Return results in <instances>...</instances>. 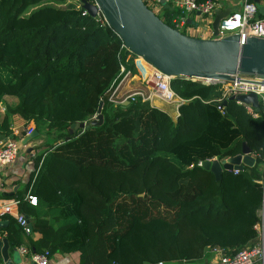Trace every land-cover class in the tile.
I'll use <instances>...</instances> for the list:
<instances>
[{
	"label": "trees",
	"instance_id": "obj_1",
	"mask_svg": "<svg viewBox=\"0 0 264 264\" xmlns=\"http://www.w3.org/2000/svg\"><path fill=\"white\" fill-rule=\"evenodd\" d=\"M180 15L164 8L159 17L175 28ZM137 58L83 0H0V137L17 140L19 116L49 138L15 198L32 233L0 218L11 248L26 238L34 254L77 252L79 264H168L200 260L208 249L234 256L260 237L263 107L251 113L219 101L224 83L181 78L171 82L186 101L176 122L140 96L116 104L114 91L126 72H138ZM101 103L102 126L69 132L93 120ZM243 144L255 164L238 174L224 170L217 181L201 165L236 157ZM33 233L42 238L34 242Z\"/></svg>",
	"mask_w": 264,
	"mask_h": 264
},
{
	"label": "water",
	"instance_id": "obj_2",
	"mask_svg": "<svg viewBox=\"0 0 264 264\" xmlns=\"http://www.w3.org/2000/svg\"><path fill=\"white\" fill-rule=\"evenodd\" d=\"M83 3L88 15L94 18L103 16L107 25L121 39L124 48L133 56L142 58L169 77L203 83L233 82L236 75L264 80V39L249 38L244 44H240L238 35L216 38L220 23L230 15V9L216 11L211 25L213 36L203 39L168 26L143 0H94L93 3L83 0ZM165 9L173 10V7L165 5ZM259 9L264 15V8L259 6ZM188 24H192L191 19ZM128 73L124 74L116 89ZM230 99L250 105L257 111L261 110L259 99L254 93L232 96ZM128 103L126 101L123 104ZM102 106L103 103L93 120L73 124L69 132L82 134L91 127L102 126ZM38 136L39 133L35 131L26 137L23 145ZM254 164L252 151L243 144L242 153L236 157L229 158L224 163L218 160L206 161L202 166L211 171L219 181L224 170L243 171L245 166ZM262 212L264 229V208ZM5 224L7 222L0 221V226ZM0 247L7 264H13L8 260L9 244L6 239L0 241Z\"/></svg>",
	"mask_w": 264,
	"mask_h": 264
},
{
	"label": "built area",
	"instance_id": "obj_3",
	"mask_svg": "<svg viewBox=\"0 0 264 264\" xmlns=\"http://www.w3.org/2000/svg\"><path fill=\"white\" fill-rule=\"evenodd\" d=\"M237 1L233 3L238 8H231V13L225 19H223L219 26V35L216 38L222 39L231 35H238L240 44H244L249 38L264 39V15L260 13L259 6L264 8V0H227ZM94 2V1H93ZM92 2V3H93ZM147 6L153 10L158 16L164 12L165 5L179 10L181 15L174 20L175 29L183 32V28L186 27L188 21L193 17L205 18L213 21L216 11L223 10L222 4L219 0H208L206 2H199L198 0H146ZM198 13L200 14L198 16ZM100 21L104 20L103 16L97 17ZM190 29H188L189 31ZM184 33V32H183ZM190 35L189 33H185ZM213 32L211 30V38ZM142 58H137L136 61L141 66ZM145 63V70L147 71V82L152 85L154 93L163 102L172 104L175 108H180L186 101L179 98L175 92L171 89V82L174 78L169 77L152 65ZM147 67V69H146ZM224 83V94L219 101L228 100L232 96H238L241 94L254 93L257 95L261 107L264 109V80L254 77H244L241 75L234 76L233 82H221ZM212 84V83H206ZM140 95V94H139ZM137 96L132 95L130 98ZM142 96V95H141ZM114 97V94H113ZM112 97V101L114 102ZM147 101L146 99H143ZM239 104L246 106V108L254 113L255 109L250 105H246L237 101ZM221 110V107H219ZM257 116V114H254ZM180 116V113H179ZM36 131V127L32 126L25 132V136L29 137ZM22 149L21 143L10 140L5 145H0V167H7L12 164ZM203 165V163H201ZM235 174L239 173V170H234ZM264 184V181H263ZM26 200L33 206L38 205V200L35 196L28 194ZM3 215H13L18 225L23 229L24 233L29 235L32 233V227L27 217L19 212V201L12 200L3 207ZM263 217V212H262ZM261 225L258 230L261 234ZM264 231V229H263ZM262 238V237H260ZM222 253L219 260L212 264H256L258 261L263 263L264 260V240L258 244L243 249L234 256H229L224 250L218 249ZM29 251L25 248H20V253L26 255ZM36 264H48L49 253L35 254L32 257ZM158 264H165L160 262Z\"/></svg>",
	"mask_w": 264,
	"mask_h": 264
},
{
	"label": "crops",
	"instance_id": "obj_4",
	"mask_svg": "<svg viewBox=\"0 0 264 264\" xmlns=\"http://www.w3.org/2000/svg\"><path fill=\"white\" fill-rule=\"evenodd\" d=\"M222 4V8L230 9L235 6L233 3L237 1H227V0H219ZM194 22V20L192 21ZM198 23L200 24L199 27L192 31L194 34H190L193 37L209 39L211 38V28L212 22L205 18H198ZM194 25V24H193ZM194 27V26H193ZM198 35H196V34ZM206 35V36H205ZM142 62V65L145 66V63ZM136 68L138 69L137 73H129L124 77L119 87L114 92L113 100L116 104L119 103H126L128 99L132 95H136L146 99L152 107L158 108L163 112L167 113L175 122L179 117V108H175L174 105L163 102L160 100L157 95L154 93L152 85L147 82V71L143 66L140 65L139 62L135 60ZM147 69V67H146ZM140 94V95H139ZM142 95V96H141ZM9 97L5 98L6 102H10L8 100ZM256 110V109H255ZM35 126L34 122L26 124V122L21 119L19 116L14 117V136L17 138H9V137H0V145H5L8 141L13 140L21 143L22 149L15 159V161L7 167H0V218L5 216L3 215V207L10 201L15 200L18 193L22 192L25 193L27 184L30 180V175L34 171V158L37 154L44 150L43 148V141L32 139L26 145H23V142L26 139L25 132L28 128ZM217 160V159H214ZM224 160L221 163L226 162ZM40 212L42 210L40 209ZM15 221V217L13 215H9ZM0 221H5L7 224L0 226V241L6 239L7 240V227L8 221L0 219ZM16 225H18L16 221ZM19 226V225H18ZM20 227V226H19ZM21 228V227H20ZM262 238H258V240L254 243V245L262 242L264 240V231L261 227ZM42 238L40 233H33L31 235V239L34 242L39 241ZM24 246L19 248H11L9 245L8 248V260L13 264H36L32 257L35 255L29 250V241L25 238L24 239ZM253 245V246H254ZM20 248H25L29 252L26 255H22L20 253ZM39 253V254H44ZM222 253L218 251V249H208L205 256L200 260L194 261H182V262H172L169 264H212L216 262L221 257ZM80 263V254L70 253L65 254L62 252H58L53 254L49 257L48 264H79ZM0 264H7V260L4 258L2 254V247H0ZM256 264H263L262 262L258 261Z\"/></svg>",
	"mask_w": 264,
	"mask_h": 264
},
{
	"label": "rangeland",
	"instance_id": "obj_5",
	"mask_svg": "<svg viewBox=\"0 0 264 264\" xmlns=\"http://www.w3.org/2000/svg\"><path fill=\"white\" fill-rule=\"evenodd\" d=\"M233 9H236V7H234L233 6ZM193 20H194V27L193 26H187V27H184L183 28V32H185V33H189V34H194V32L192 31V28H196V30H197V28L199 27V23H198V18H196V17H193ZM188 29H190L189 31H188ZM196 34V33H195ZM196 35H198V34H196ZM192 36V35H191ZM206 36V35H205ZM8 100L10 101V102H8V103H10L11 105H15L16 104V99H13V98H8ZM2 114V113H1ZM36 140H42L43 141V146L45 145V143L47 142V141H49V138L48 137H45V136H40V137H38ZM262 233V232H261ZM263 234V233H262ZM169 264V263H168Z\"/></svg>",
	"mask_w": 264,
	"mask_h": 264
},
{
	"label": "bare ground",
	"instance_id": "obj_6",
	"mask_svg": "<svg viewBox=\"0 0 264 264\" xmlns=\"http://www.w3.org/2000/svg\"><path fill=\"white\" fill-rule=\"evenodd\" d=\"M141 61H143V60H141ZM144 63V62H143Z\"/></svg>",
	"mask_w": 264,
	"mask_h": 264
}]
</instances>
